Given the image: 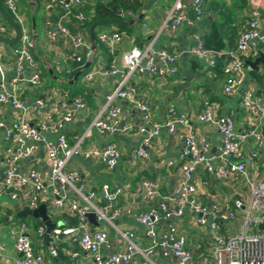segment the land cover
Listing matches in <instances>:
<instances>
[{"label":"built area","instance_id":"obj_1","mask_svg":"<svg viewBox=\"0 0 264 264\" xmlns=\"http://www.w3.org/2000/svg\"><path fill=\"white\" fill-rule=\"evenodd\" d=\"M50 1L63 7L67 16L72 9H77V19L82 24L86 19L85 9L92 0ZM4 3L23 31L21 44L14 50L17 70L19 74L23 73L25 65L28 64L34 69L28 83L35 88L41 87L43 84L41 72L32 53L36 49V41L19 15L17 1L5 0ZM202 5L203 0H192L196 20L203 14ZM67 16L64 18H68ZM260 17L259 12L251 15L246 29L241 32L237 41V58L226 63L224 67L223 72L230 76L225 89L227 94H232L242 84L245 74L242 55L252 48L255 41L264 45ZM185 22H191L189 5L186 0H176L167 23L172 30H177ZM9 29L10 26L0 14V35L6 37ZM58 34L71 37L73 45L69 57L71 60L81 63L84 51L87 52L89 61L92 60L95 53L87 46L86 33L72 35L67 28L61 26L58 32L49 31L48 38L54 41ZM99 39L108 45L111 53H114L116 47L123 41V34L116 30H105L100 33ZM152 50V46L146 50L134 47L123 54L122 67L113 64L106 69L100 67L90 71L86 75L85 80L97 74L106 77L121 74L123 79L119 88L106 97L105 106L75 145H70L68 137L61 134V130L71 124L78 111L85 107L83 99L78 97L68 102L67 94L63 93L59 102L54 94H50L47 100L56 108L62 109V118L58 121L42 119L36 124L33 123L30 115L39 114L45 108V100L37 99L29 104L16 92L9 91L4 82V65L0 57V104L20 113L19 120L10 124H7L0 115V129L5 128L4 146H0V204L2 198L23 201L32 210L45 204L50 219L64 215L78 217V226L63 227L65 223L62 222V226L56 225L51 236L57 243L69 241L78 245L82 252L91 256L87 264H132L136 256H141L144 264H156L152 260L156 256L171 264H202L195 261L194 252L187 247L186 238L179 233L177 226V221L184 218L187 211L195 217V223L207 229L213 237L211 264H264V171L261 172L257 166L251 172L242 161V147L245 143L254 139L259 148L264 144L262 131L264 106L255 99L251 91H246L243 97L244 108L250 115V129L237 133L234 119L230 116L217 117L216 106L206 102L199 119L218 127L221 134L218 154L211 155L212 146L207 137L189 134L184 138L181 152L180 169L183 182L174 191L172 198H166L158 207H153L146 213L127 212L134 216L139 225L145 227L144 236L148 241V247L144 249L138 246L137 234L134 231L121 230L115 221L117 216L122 215V211L115 209L114 206L125 195L124 188L104 183L100 189H93L88 187L80 169L69 168L72 159L79 156H83L87 161L93 159L99 161L110 172L118 167L122 155L117 143L109 142L102 148L83 147L84 141L93 129L103 136L127 133L134 129L133 126L122 125V106L115 104L117 98L136 104L141 111L139 132L144 135V140L133 154L135 161L149 159L148 149L152 148L153 140L161 135L164 127L172 133L176 130L177 124L186 123L188 118L186 114L169 109L165 124L155 125L149 130L146 125L150 119L149 105L138 98L135 87L127 88L130 78L134 75L165 76L176 75L179 72L176 54L161 50L156 53V58ZM190 53L202 59L206 68H216L218 62L225 57L224 53L207 49L201 37H197V46L191 49ZM19 81L22 80L16 79L14 82ZM49 135L56 139L49 140ZM259 148L251 154V159L259 158ZM174 164L170 162L171 167ZM201 168L211 177L230 183L233 187V198L222 203H200L196 198L197 187L191 184V181ZM142 187L146 191V200L154 202L157 195L155 183L144 179ZM244 189L248 190V197L244 194ZM88 213L96 214L100 226L106 225L112 229L123 240L125 248L105 256L104 252L112 249L109 234L99 228L92 233V225L86 217ZM236 221L237 226L234 224ZM228 223H231L227 227L228 231L235 225L236 233L231 236L221 233L222 226ZM28 228L24 222L20 226L16 250L21 254V258L16 260V264L45 262L54 264L52 259L46 261L43 255L36 252L27 234ZM37 233L44 236L45 226H40ZM71 257L73 260L77 259L79 254L72 253Z\"/></svg>","mask_w":264,"mask_h":264},{"label":"crops","instance_id":"obj_2","mask_svg":"<svg viewBox=\"0 0 264 264\" xmlns=\"http://www.w3.org/2000/svg\"><path fill=\"white\" fill-rule=\"evenodd\" d=\"M16 1L19 15L28 30H30L29 23H33V28L30 31L37 45H40L45 52L55 54L57 65L59 60H62V62L67 61L73 51L71 37L58 34L54 41L48 38L49 31L55 30L58 32L63 26V22H68V18H64L61 15L57 5H54L49 0H43L46 8L45 20L47 21L45 22L44 20L40 24L41 26H38L39 32L37 31L35 20L33 21L37 0ZM144 1L148 3L149 0ZM159 1L145 14L144 22L137 30L139 38L129 37L123 33V41L116 47L114 53L110 51V55L113 58L112 62L108 63L106 57L100 55L97 65L92 71L100 67L106 69L113 64L122 67L123 54L134 47L146 50L152 46V51L155 55L161 50L176 54L178 56L177 66L179 69L176 75H134L130 78L127 88L135 87L138 92V98L149 105L150 119L146 123L149 130H152L155 125L165 124L169 109H175L179 114H186L188 117L186 123L183 125L177 124L176 130L172 133L164 127L161 135L153 140L152 148L148 149L149 159L135 161L133 154L140 148L144 140V135L139 132L141 111L136 104L117 98L115 104L122 106V125L133 126L134 129L130 132H122L113 136H103L93 129L84 141L83 147L85 149L87 147L91 149L102 148L109 142L117 143L122 155L118 167L110 172L99 161L95 159L87 161L83 156L73 158L69 166L70 169H80L83 172L88 187L98 190L104 183H108L111 186L119 185L124 188L125 195L114 206L115 209L122 211V215L117 216L115 221L121 230L134 231L137 234L136 242L142 249L148 247V241L144 236L145 227L139 225L134 216L127 214V212L132 214L146 213L153 207H158L166 198H172L174 191L183 182L180 165L184 138L189 134L205 136L209 139L212 146L211 155H217L219 152L221 134L218 127L214 124L201 122L199 119V115L204 111L205 103L209 102L216 106L217 117H232L235 121L237 133L251 128L250 115L243 105L244 93L251 91L255 99L264 106V64H259L253 69L248 65V62H254L259 58L260 54H264V45L262 43L259 41L253 42L252 48L242 55L245 74L242 84L232 94H227L225 91L230 76L223 72L226 63L237 58L236 47L238 38L241 32L246 29L253 13L259 12L261 15L260 30L264 33V0H250L247 9L237 12V20L233 25L239 30L237 37H234V39L229 35L228 29L230 26L220 29L221 16L212 11L208 4H204V1L201 18L196 20L195 16L190 17L189 14L191 22H185L177 30H172L167 23L168 16L176 0H164L162 5L158 4ZM186 2L189 6H192L191 0H186ZM227 3L231 6L230 0H227ZM92 4L93 1H91L90 5ZM193 9L194 7H191L189 12ZM56 16L60 18H56ZM215 21H217L218 33L209 43L211 48L207 49L224 53L225 57L218 62L216 68H206L204 61L191 54L190 51L197 46V37H201L203 42H205L206 37L211 36L212 25ZM11 34H13L12 37L6 38L14 39L16 36L15 31ZM221 40H223L225 47L222 50L215 49ZM86 43L87 46H92L88 40H86ZM14 50L13 46L0 44V57L4 65L6 87L9 91L16 92L23 101L29 104L34 103L37 99L45 100V108L39 114L30 115V120L33 123L36 124L42 119L60 120L63 113L62 109L56 108L52 102L47 100V96L54 94L56 100L60 102L63 92L52 89L50 87L51 81L45 78L41 87H32L28 80L34 69L26 64L24 72L19 74ZM40 62L45 63L41 64ZM37 63L39 71L43 67L50 68L51 66L44 57H41ZM50 72L52 73V71ZM16 79L22 81L16 83L14 82ZM122 79L121 74L108 77L97 74L91 79H84V83H86L92 94L84 99L85 107L78 111L73 122L61 130V134L63 133L68 137L70 145L77 143L96 115L105 106L106 97L119 88ZM0 115L7 124L18 121L20 117L18 111L1 104ZM263 129L264 119L262 131ZM3 137V132L0 131L1 147L4 146ZM48 139L53 141L56 137L49 135ZM257 148L259 147L254 139L249 140L242 147V161L251 172L257 166L261 172L264 171V144L259 148V158H250ZM170 162H174V166L171 167ZM144 179L155 183L157 195L152 203L145 198L146 191L142 187ZM191 184L197 187L196 198L200 203H222L233 198V187L230 183L211 177L202 168L195 173ZM248 196L246 195V197ZM25 207H27V204L20 200L11 201L6 198L1 200L0 264H16V260L21 258V254L16 250V241L21 232L20 226L23 221L17 214ZM51 220L58 226H62V222L66 224L62 217ZM25 221L29 226L27 234L30 236L36 252L43 255L46 261L52 259L54 264H87L90 262L91 256L82 252L78 245L69 241L57 243L52 236H50L51 241L46 242L45 235L40 236L28 218ZM195 224V217H192L189 211L186 212L184 218L177 221L179 233L186 238L187 247L195 254V261L202 264H211L210 255H212L213 237L208 233L207 229L205 234H194L192 228ZM162 227L164 226L162 225ZM96 228L106 230L110 237L112 249L105 251V256L125 248L123 240L108 226L94 227L92 225L91 231H95ZM235 233V225H232L231 231L227 230L225 235L231 236ZM72 253H78L79 257L73 260L71 257ZM202 254L203 256L201 257ZM152 260L156 264H171L160 256L153 257ZM144 262L141 256H136L132 264H144ZM44 264L48 263L45 262Z\"/></svg>","mask_w":264,"mask_h":264},{"label":"trees","instance_id":"obj_3","mask_svg":"<svg viewBox=\"0 0 264 264\" xmlns=\"http://www.w3.org/2000/svg\"><path fill=\"white\" fill-rule=\"evenodd\" d=\"M42 1L43 0H37V6L34 10L35 16L33 17V21L35 20V23L37 24V31H39L38 26L42 24L45 20L46 8L41 6ZM92 1L93 4L87 6L85 9L86 19L82 24L77 19V14H78L77 9L75 8L72 9L70 15L67 16V12L63 9V7L57 5L61 15L68 17V22H63V27L67 28L72 35H75L79 32L86 33V37L90 45H92V41L90 39L89 32H90V28L94 23L97 22L102 23L108 20H119L123 22L133 21L137 19V17H139V15L142 13L143 8L147 4V2H145L144 0H92ZM203 1L204 4H208V6H210L212 11H215L216 14H219L221 16L222 23L220 24V29H223L226 26H230L228 29L230 33L229 34L230 37L232 36V39H234V37H237L239 29L233 25L237 20V12L239 10L247 9L250 0H230L231 6L228 5L227 0H209V1L203 0ZM2 3L3 5L5 4L4 0H2ZM191 7L193 6L190 5L189 9H191ZM6 10L11 15V17L15 19V16L8 9ZM189 14L190 17L195 16L196 18V13L194 9L191 10ZM56 18H60V17L56 16ZM51 20L49 21L51 22ZM46 21L47 20H45V22ZM143 22H144V18L138 23L133 25L127 24V25L97 26L95 28L97 35V41H96L97 48L94 57L91 60V66L87 70H84L85 66L89 62L87 52L85 51L83 52L81 63H78L76 60H71L69 58L67 61L64 62H62V60H59V63L57 65L56 56L53 53L45 52L43 48L40 45H37L36 43V49L32 51L35 60L39 62L40 58L44 57L51 64L50 68L49 67L41 68L40 70L41 76L43 75L42 80L45 78L53 83L57 82L63 87H65L67 92H63V93L67 94L68 102H72L78 97H81L84 101L85 98H88V96L92 94L86 83H84V79L86 75L90 71H92V67L98 62L100 55L106 57V61L108 63H111L113 59L112 56L110 55V49L108 45L100 41L99 33L107 29H114L121 34L125 33L129 37H136L137 39V37L139 38V35H137V30L139 26L143 24ZM216 25H217V21L213 22L211 36L206 37L205 39L204 44L206 48H211L209 43L212 40V38L216 36V33H218ZM32 28H33V23L31 22L29 23V29L32 30ZM17 47L18 46H14L15 49ZM224 47L225 44L223 40H221L220 43H218V46L215 47V49L222 50ZM40 63L42 64L43 62ZM50 71H52V73ZM62 218L63 221L66 222V224L63 227L66 226L76 227L79 224L78 217L76 216L64 215ZM28 219L33 223L36 230L40 226H42V222L40 220H35L34 218H28ZM21 220L24 223L26 222L23 219Z\"/></svg>","mask_w":264,"mask_h":264},{"label":"water","instance_id":"obj_4","mask_svg":"<svg viewBox=\"0 0 264 264\" xmlns=\"http://www.w3.org/2000/svg\"><path fill=\"white\" fill-rule=\"evenodd\" d=\"M192 1V0H191ZM158 2V0H149L146 6L143 8L142 13L137 17V19L130 21V22H123L119 20H108L102 23H94L92 27L90 28V39L92 41L91 50L93 53H95L97 48V35L95 28L99 25H133L141 21L145 14ZM0 14L3 17V19L8 23V25L15 31L16 36L14 39H8L2 35H0V44L6 45V46H19L22 41L23 37V31L22 28L19 26V24L11 17V15L7 12L5 9L2 0H0ZM157 58V55H156ZM159 63V62H158ZM264 64V54H260L259 58L256 59L254 62H248V65L253 69L256 68L257 65ZM91 66V61L87 63L84 70H87ZM76 80V78H75ZM5 128L0 129L1 132H4ZM264 132V129H263ZM18 217L21 219H27L29 217L34 218L35 220H40L42 224L46 228V234H45V241H51V233L56 228V224L52 222V220L49 217L48 210L45 204L40 205L37 209L32 210L29 207H25L22 209L18 214ZM87 219L91 225L94 227H100V224L97 222L96 214L95 213H88ZM263 227L261 226V229ZM94 230H92V233Z\"/></svg>","mask_w":264,"mask_h":264},{"label":"rangeland","instance_id":"obj_5","mask_svg":"<svg viewBox=\"0 0 264 264\" xmlns=\"http://www.w3.org/2000/svg\"><path fill=\"white\" fill-rule=\"evenodd\" d=\"M163 1L164 0H160L159 1V3L158 4H160V5H162L163 4ZM41 6L42 7H45V5H44V2L42 1L41 2ZM140 27V26H139ZM9 33H7L5 36L6 37H12V35L13 34H11V33H13L14 31H13V29L10 27V29H9ZM11 34V35H10ZM43 36L45 37V35L43 34ZM41 40H42V35H41ZM47 42V41H46ZM48 43V42H47ZM14 47V46H13ZM55 55V54H54ZM97 65V63L92 67V69H94V67ZM50 87L53 89H57V90H59V91H62V92H67L66 91V88L65 87H63L62 85H60L59 83H57V82H55V83H53V82H50ZM92 161V160H91ZM244 194L245 195H249V193H248V190L247 189H244ZM54 216V215H53ZM55 217V216H54ZM229 224H231V223H228V224H226V225H223L222 226V229H221V233L222 234H226V232H227V227H228V225ZM234 224L237 226L238 225V221H236V222H234ZM193 232H194V234H200V233H202V234H205V232H206V229L205 228H203V227H201V226H198L197 224H195L194 226H193Z\"/></svg>","mask_w":264,"mask_h":264}]
</instances>
